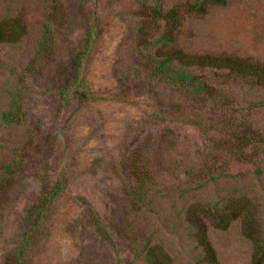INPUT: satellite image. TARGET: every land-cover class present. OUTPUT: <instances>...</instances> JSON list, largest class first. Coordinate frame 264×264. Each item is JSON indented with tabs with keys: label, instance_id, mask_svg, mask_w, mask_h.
I'll use <instances>...</instances> for the list:
<instances>
[{
	"label": "rangeland",
	"instance_id": "1",
	"mask_svg": "<svg viewBox=\"0 0 264 264\" xmlns=\"http://www.w3.org/2000/svg\"><path fill=\"white\" fill-rule=\"evenodd\" d=\"M150 1L60 0L57 50L35 63L45 0H0V21L20 18L28 28L20 42H0V122L18 86L33 133L23 169L0 198V264L22 243L27 215L45 189L60 182L65 190L44 215L28 264H145L149 245L162 247L172 264H200L186 218L193 208L222 264H252L242 218L227 228L215 221L228 202L244 197L264 225V154L248 138L264 132V89L236 75L199 72L226 93L224 107L147 81L137 48ZM225 1L196 13L187 10L190 0H165V9H181L174 45L264 64V0ZM74 51L84 53L82 74L95 98L73 92L65 105L59 84L71 81ZM20 132L0 127V175L18 157L11 141ZM90 209L110 239L91 223Z\"/></svg>",
	"mask_w": 264,
	"mask_h": 264
},
{
	"label": "trees",
	"instance_id": "2",
	"mask_svg": "<svg viewBox=\"0 0 264 264\" xmlns=\"http://www.w3.org/2000/svg\"><path fill=\"white\" fill-rule=\"evenodd\" d=\"M165 0H151L144 5L141 14V25L138 28L139 41L137 48V59L140 63L147 81L167 83L175 87L180 93L194 101H214L217 103L226 99L224 91L204 80L201 75L204 71H220L227 76L236 75L243 79L254 82V85L264 89V64L248 59L229 55L210 54H188L177 48L175 37L181 23V9L179 6L164 8ZM186 6L190 12L204 13L210 5H223L225 0H190ZM46 22L43 27V34L38 43L37 60L35 63H47L58 47L57 20L60 14V0H51L47 3ZM56 26V27H55ZM27 25L20 18H6L0 21V42L13 44L20 42L27 34ZM84 53L74 51L71 53L69 64L71 70V81L67 78L59 84V96L62 102L67 105L73 92L79 93L81 99L95 98L86 87L82 74V58ZM50 59V60H49ZM53 61V60H52ZM29 75H32V67H27ZM201 72V73H199ZM20 91L17 86L15 92L10 94L9 107L2 113L0 127L18 129L22 134L16 140L11 141V152L18 155L11 158L0 175V198L5 194L11 185L13 177L23 169V154L30 146L31 129L26 124V119L21 113V98L16 93ZM21 92V91H20ZM1 94V92H0ZM258 106V103L254 104ZM221 106H228L222 103ZM257 146V152L264 154V132L253 131L248 137ZM34 142V140H33ZM22 154V155H21ZM261 168L257 169V173ZM39 203L34 210L29 212L26 218L27 227L23 234L22 243L12 250L5 258L4 264H28L30 250L33 246L35 234L43 224V217L49 210L50 205L59 196L65 187L60 182L54 188L45 189ZM219 213V210L213 209ZM211 210V211H212ZM91 223L108 239L110 234L103 228L101 221L95 211L90 209ZM241 217L243 232L252 241L253 254L252 264H264V225L259 220L258 209L249 199L239 197L228 202L215 224L221 228H227L231 221ZM187 223L193 233L194 240L200 249V264H222L208 236V227L198 210L190 209L187 213ZM143 263L145 264H172V257L158 245H149L144 250Z\"/></svg>",
	"mask_w": 264,
	"mask_h": 264
}]
</instances>
